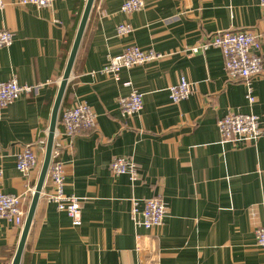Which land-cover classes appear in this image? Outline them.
<instances>
[{"label": "crops", "instance_id": "1", "mask_svg": "<svg viewBox=\"0 0 264 264\" xmlns=\"http://www.w3.org/2000/svg\"><path fill=\"white\" fill-rule=\"evenodd\" d=\"M86 1L53 0L36 9L3 0L0 10V29L13 33L12 44L0 48V82L38 86L0 118V192L21 196L26 213ZM125 1L94 0L59 108L51 159L63 165L64 194L83 199L80 224L46 202L53 191L46 176L19 264H264L255 243L264 221V136L223 143L216 125L230 112L264 122V70L251 80L250 106L243 83L228 80L219 49L190 51L219 30L264 34L259 0H143V9L130 14L120 10ZM122 23L132 31L119 37ZM128 46L163 57L120 70L118 81L101 73L108 57ZM261 55L264 65V41ZM180 76L191 95L173 104L168 88ZM133 91L142 94L143 108L125 118L118 100ZM77 103L92 108L96 126L69 137L60 117ZM26 146L37 164L25 176L16 156ZM114 157L136 163L135 181L110 173ZM158 196L167 207L163 225L135 227L131 200ZM22 228L0 220V264H12Z\"/></svg>", "mask_w": 264, "mask_h": 264}, {"label": "built area", "instance_id": "2", "mask_svg": "<svg viewBox=\"0 0 264 264\" xmlns=\"http://www.w3.org/2000/svg\"><path fill=\"white\" fill-rule=\"evenodd\" d=\"M19 6H34L36 9L50 8L53 0H10ZM143 0H126L120 10L130 14L142 10ZM259 7L264 11V0H259ZM4 8L3 0H0V10ZM116 35L125 36L132 31L129 23L116 26ZM264 34H254L249 31L219 30L211 34L210 38L199 46L190 49L192 53L205 51L210 47L220 50L224 61V71L228 80L242 82L246 89L245 99L251 106L256 102L251 80L263 74L264 65L261 55V45ZM13 42V33L8 29H0V48L8 47ZM162 54L154 50H142L136 46H128L121 54L109 56L107 64L101 70L105 75H111L115 81L119 80V72L122 69H131L160 60ZM38 86L20 85L16 79L0 82V118L2 112L21 95L32 93ZM169 98L173 104L186 100L191 95V84L185 76H180L175 85L168 88ZM143 96L137 91L128 96L119 98L118 106L121 115L130 118L138 114L143 108ZM60 122L66 136L72 137L82 130L93 129L96 126V114L85 103H77L62 112ZM262 119L252 113H228L217 120V129L223 143L251 142L255 143L264 136L261 129ZM45 143L41 142L44 148ZM53 151V149H52ZM53 152L51 154L52 158ZM37 164V158L32 146H26L16 156V169L23 175L29 172ZM109 171L114 176L127 175L131 181L138 177L136 163L129 158L114 157L109 163ZM51 181L53 191L45 194L46 202L54 203L56 210L64 212L70 218L74 226L81 221V209L83 199L76 196H67L63 192L64 170L63 165L50 160L47 175ZM33 191L31 192V195ZM142 208H139V204ZM22 197L0 192V220H6L13 226L22 227L26 212L22 209ZM167 214L166 204L161 197L150 199L131 200L130 218L137 228L153 230L163 225V219ZM250 216H256L254 209H250ZM255 243L264 249V221L255 230Z\"/></svg>", "mask_w": 264, "mask_h": 264}, {"label": "water", "instance_id": "3", "mask_svg": "<svg viewBox=\"0 0 264 264\" xmlns=\"http://www.w3.org/2000/svg\"><path fill=\"white\" fill-rule=\"evenodd\" d=\"M93 2L94 0L86 1V5H85V8L82 14V18H81L77 33L75 35V38H74V41L71 47V51H70V54H69V57H68V60L65 66V70L63 72V75H62V78L59 84L57 95H56L54 105L52 108L50 124H49V129H48V134H47V140L45 144L44 156H43V161H42L40 172H39L38 181L34 188L32 198H31V201H30V204H29V207H28L25 219H24L22 235H21V238H20L16 253H15L14 259L12 261V264H19L21 253L23 251L27 235L29 233V230L33 222L39 196L42 191L44 181L46 179L49 163L51 160V154H52L53 143H54V135H55V129H56V124H57V119H58L59 108L61 105V100H62L64 91L66 88V84L69 79L72 67H73V64H74L77 50L80 45L81 38H82L86 23L89 17L91 7L93 5Z\"/></svg>", "mask_w": 264, "mask_h": 264}]
</instances>
